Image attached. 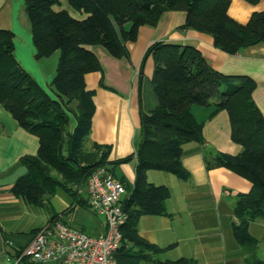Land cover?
Wrapping results in <instances>:
<instances>
[{
	"label": "trees",
	"instance_id": "trees-1",
	"mask_svg": "<svg viewBox=\"0 0 264 264\" xmlns=\"http://www.w3.org/2000/svg\"><path fill=\"white\" fill-rule=\"evenodd\" d=\"M25 1L36 57L60 52L52 82L57 98L17 62L14 33L0 29V103L22 128L39 138L38 154L22 158L26 172L13 187L16 195L39 207H45L58 189L87 204L77 187L86 184L95 168L107 166V152L101 151V146L84 149L95 111L85 76L103 70L92 48L101 46L117 59H129L127 43L137 40L142 26L156 27L165 12L180 10L187 12L185 28L212 35L215 46L230 54L264 42V12H255L247 24H241L229 14L231 0H69L73 8L88 14L84 20L66 10H54L59 0ZM247 1L256 4L260 0ZM150 56L155 63L151 83L158 106L150 113L142 112L135 152L121 160L137 159V178L132 192L122 199L129 214L123 234L133 246L117 253L118 263L199 264L194 258L158 259L164 249L142 238L137 225L142 215L165 214L170 197L168 187L148 181L149 170L167 171L182 180L190 178L182 160L183 146L205 142L203 124L192 113L193 105H201L229 114L232 139L242 150L237 155L218 154L217 164L252 183L250 192L237 198L234 215L238 222L233 229L244 264H264L259 241L249 231L251 222L264 217V115L253 98L256 82L221 74L192 46L154 42L145 51L142 70ZM74 101L76 109L69 107ZM71 112L77 119L74 133L70 132ZM207 164L212 166L209 158Z\"/></svg>",
	"mask_w": 264,
	"mask_h": 264
},
{
	"label": "crops",
	"instance_id": "crops-1",
	"mask_svg": "<svg viewBox=\"0 0 264 264\" xmlns=\"http://www.w3.org/2000/svg\"><path fill=\"white\" fill-rule=\"evenodd\" d=\"M53 8L66 10L79 20L88 17L73 8L69 0H59ZM255 12H264V0L256 4L231 0L229 14L241 24H247ZM186 19V11H168L156 27L142 26L137 40L127 43L129 59H117L101 46L92 48L103 70L85 76L87 89L93 92L95 111L84 149L92 151L99 145L101 151L107 152L104 162L127 188L123 199L135 187L137 159L121 160L135 152L142 131V112L150 113L158 106L151 83L155 69L152 56L141 69L145 51L152 43L195 47L221 74L252 78L257 85L253 98L264 115V42L230 54L215 46L212 35L185 28ZM0 29L14 33L17 62L51 97L57 98L52 82L60 52L36 57L25 0H0ZM77 106L76 101L69 105L72 109ZM192 113L203 124L205 142L192 141L183 146L182 160L190 178L182 180L173 173L154 169L147 172L148 181L168 187L170 197L165 202V214L140 217L139 235L164 249L157 255L162 261L185 257L199 264H244L242 247L234 235L233 226L238 222L234 207L240 194L250 192L252 183L217 164L218 154L237 155L242 147L232 139L227 111L193 105ZM69 115L70 132L74 133L77 119L72 112ZM39 148V138L22 128L0 103V264H13L34 234L56 218L91 235L107 230L104 217L63 189H58L45 207L30 204L14 193L16 181L26 172L22 158L37 155ZM207 158L212 166L207 164ZM249 231L259 241V254L264 260V217L251 222ZM20 264L29 263L24 260Z\"/></svg>",
	"mask_w": 264,
	"mask_h": 264
},
{
	"label": "built area",
	"instance_id": "built-area-1",
	"mask_svg": "<svg viewBox=\"0 0 264 264\" xmlns=\"http://www.w3.org/2000/svg\"><path fill=\"white\" fill-rule=\"evenodd\" d=\"M77 189L85 196L89 208L105 218L106 232L91 235L56 218L34 234L13 264L24 260L29 264H119L117 253L133 246L123 234L129 220L122 201L127 193L125 184L108 166L100 165L86 184Z\"/></svg>",
	"mask_w": 264,
	"mask_h": 264
},
{
	"label": "rangeland",
	"instance_id": "rangeland-1",
	"mask_svg": "<svg viewBox=\"0 0 264 264\" xmlns=\"http://www.w3.org/2000/svg\"><path fill=\"white\" fill-rule=\"evenodd\" d=\"M55 5H57V4H55ZM118 30H119V27H118ZM260 255V254H259ZM260 257H261V255H260ZM146 264V263H145Z\"/></svg>",
	"mask_w": 264,
	"mask_h": 264
}]
</instances>
